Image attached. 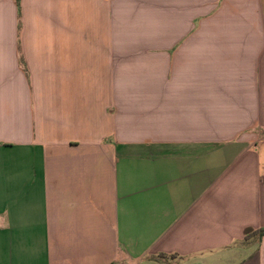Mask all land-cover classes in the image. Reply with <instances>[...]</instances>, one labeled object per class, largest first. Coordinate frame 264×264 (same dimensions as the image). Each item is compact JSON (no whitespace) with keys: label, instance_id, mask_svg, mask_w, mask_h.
I'll list each match as a JSON object with an SVG mask.
<instances>
[{"label":"crops","instance_id":"crops-1","mask_svg":"<svg viewBox=\"0 0 264 264\" xmlns=\"http://www.w3.org/2000/svg\"><path fill=\"white\" fill-rule=\"evenodd\" d=\"M262 228L264 0H0V264H264Z\"/></svg>","mask_w":264,"mask_h":264},{"label":"trees","instance_id":"trees-1","mask_svg":"<svg viewBox=\"0 0 264 264\" xmlns=\"http://www.w3.org/2000/svg\"><path fill=\"white\" fill-rule=\"evenodd\" d=\"M262 236H264V228H262V229H259V230H256V231H252V230H246L245 232H244V237H243V244L244 245H246V244H248L249 243V240L251 239V238H254V239H256V240H260V238L262 237ZM160 257H162V256H160ZM159 258V257H158Z\"/></svg>","mask_w":264,"mask_h":264}]
</instances>
